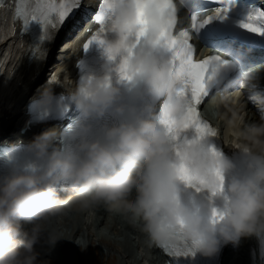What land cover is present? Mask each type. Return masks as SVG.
<instances>
[{"label":"clouds","instance_id":"clouds-1","mask_svg":"<svg viewBox=\"0 0 264 264\" xmlns=\"http://www.w3.org/2000/svg\"><path fill=\"white\" fill-rule=\"evenodd\" d=\"M197 2L109 0L113 14L106 22L102 56L105 63L118 61L114 71L119 77L122 58H127L128 82H139L141 87L132 92L131 102H121V89L102 69L66 92L79 114L78 123L34 136L26 145L30 161L23 166L9 157L0 174V264H39L33 246L42 238L49 247L59 240L45 235L39 222L74 206L82 211L106 206L138 226L149 246L187 241L202 257H212L222 245L237 244L242 238L264 239V114L249 122L233 112L227 121L231 146L245 157L240 165L219 151H208L202 142L172 140L159 123L163 108L180 135L185 131L187 111L183 99L175 95L180 79L171 69L172 52L157 41L165 26L169 37L178 36L172 17L196 9ZM139 12L146 15L149 27L133 49ZM129 49L134 51L131 56ZM214 55L227 61L223 69L236 73L216 86L217 93L247 88L264 71L260 64L241 68L239 59L222 51ZM37 104L48 111L53 96L46 93ZM56 107L63 110L59 103ZM109 109L123 118L99 123L93 130L90 122L102 121ZM180 163L205 181L198 186L208 194L219 187L215 173L222 175L223 193L213 196L221 200L219 210L224 213L218 222H211L217 209L210 206L211 199L191 204L181 200ZM57 189L67 195L61 198ZM205 207L208 219L198 212ZM20 221L32 225L29 232L22 231Z\"/></svg>","mask_w":264,"mask_h":264},{"label":"bare ground","instance_id":"bare-ground-1","mask_svg":"<svg viewBox=\"0 0 264 264\" xmlns=\"http://www.w3.org/2000/svg\"><path fill=\"white\" fill-rule=\"evenodd\" d=\"M0 18L5 19L8 25L9 17L6 8L0 9ZM73 21L64 27L51 41L48 47L49 54L46 57L48 59L56 48H60L57 40L63 41L66 39V47L61 50V60L57 62L58 66L55 65L58 68L59 81L62 79L64 84H66V80L70 83L69 80L73 81L75 79L73 68L85 42V39L81 37L86 27H82L78 21ZM0 25L3 26L1 23ZM4 34L6 35V32ZM55 41L57 43L53 44ZM24 45L23 40L13 38L5 41L3 36L0 39V52L8 54L6 57L0 58V77L6 81V87L0 85L1 121H3L2 116L7 117L8 120L10 119L11 113L4 114L1 111L4 108H9L10 104L14 105L15 100L19 101H16L17 105H21L23 102V107L29 98L37 97L39 90H36L34 85L41 79L42 74L47 75L48 72L43 67L46 62L42 61L38 66L27 61L28 54H25L26 45ZM259 81H261L260 77ZM69 85L67 84V87ZM45 90L48 89L45 88ZM231 96L220 106L215 105L216 109L212 115L207 111V107L205 108L206 113L218 125L220 133L226 139L231 138L227 131V121L231 119L233 112L244 115L245 120L249 122L259 120L256 104L251 101L254 98L252 94L243 92L237 98ZM211 105V102L208 103V107ZM15 109L18 108L15 107ZM57 192L63 198L65 192L59 189H57ZM121 216L108 210L106 206H98L89 211H82L74 206L66 208L59 215L45 217L39 222L42 232L45 235L52 234L59 240L54 247H49L43 238L37 242L33 246L37 254V261L39 264H54L57 262H59L58 264H85V260L79 251L81 248L83 249V241L85 245H88L89 250L92 249V243L100 245L101 254L109 259H114L115 264H158L157 247L149 246L146 235L140 228ZM23 224L27 226L30 223L20 221L22 231L29 232L32 225L30 224L25 228ZM77 237V243H73L71 240ZM249 244L250 241L247 238L237 243V247L236 244H229L221 257L220 264H243L242 257ZM135 250L139 254H136ZM254 253L255 250L252 246L248 251L251 262L255 261Z\"/></svg>","mask_w":264,"mask_h":264},{"label":"snow or ice","instance_id":"snow-or-ice-1","mask_svg":"<svg viewBox=\"0 0 264 264\" xmlns=\"http://www.w3.org/2000/svg\"><path fill=\"white\" fill-rule=\"evenodd\" d=\"M137 2L142 3L144 0H137ZM201 3L202 0H198L196 9H190L192 12L191 27L194 33H198L204 25L212 20L226 19L228 13L236 7L234 0H213V3L217 6L212 14L202 22H198L196 12L197 9H200ZM79 12H82L85 18L90 19L97 26L96 30L91 32L89 38L83 43L82 48L87 50L93 43L103 45L107 33L106 22L113 14V10L109 7V0H96L95 5H88L87 0H19L16 6V17L22 18L23 29L32 22L39 23L43 33L42 40H53L58 32L73 21ZM172 22L173 25L177 23L175 16L172 17ZM135 24L133 49L148 33L149 21L143 12L138 13ZM239 27L249 33L264 36V7H249L245 11ZM167 33V26L162 27L157 42L162 43L172 52L171 69L180 79V86L176 89L175 95L177 98H182L186 106L187 117L183 128L184 130L191 129L194 132L191 140L187 138L184 140L186 142H192L193 140L202 142L208 151L216 154L217 150L211 141L217 139L218 130L201 117L200 109L207 102L217 85L224 80H230L220 76L221 70L227 65V61L214 54L197 60L195 59V48L187 30H182L178 36L173 37H169ZM133 49H129V56L134 54ZM40 51L43 52L42 49ZM127 68L128 59L122 58L121 80H131ZM158 119L159 123L165 128L166 134L172 140H177L180 136V130L175 127V122L165 114L163 108ZM177 155H179L178 152ZM177 167L180 182L184 186L194 189L196 193H200L202 188L198 185H203L205 181L194 176L184 163H180ZM215 175L219 187L209 193L210 197L223 193V177L218 172ZM223 215L222 211L213 209L211 222H218L223 218ZM158 247L168 257L173 258V264H192L193 258L197 254L194 247L187 241H182L178 246L164 244Z\"/></svg>","mask_w":264,"mask_h":264},{"label":"rangeland","instance_id":"rangeland-1","mask_svg":"<svg viewBox=\"0 0 264 264\" xmlns=\"http://www.w3.org/2000/svg\"><path fill=\"white\" fill-rule=\"evenodd\" d=\"M66 43H67L66 39L63 40V41H60V43H59L60 44V48L56 49L50 55L51 61L56 62V64H57L58 61H60L58 59H60V56L62 55L61 54V52H62L61 50H62V48H64ZM1 53H3V52H0V56L4 58L6 53H5L4 56ZM0 80H2V79L0 78ZM37 85L38 84L36 82V84L34 86L36 88V90L40 89ZM255 104H256V106H258L257 103H255ZM45 127H47V126H45ZM24 223H27V222H24ZM23 225H25V224H23ZM28 225H30V224H27V226L25 225V228L28 227ZM77 240H78V237L77 238H73L71 241H73V243H75V242L77 243ZM82 244H83V249L81 248L79 251H80L81 256L85 260V264H115L114 259H109L107 256H104V254H101L100 245H98L96 243H92V246H91L92 249L89 250L88 245H85V243L83 241H82ZM136 254H138V253L136 252ZM58 263L59 262L54 263V264H58Z\"/></svg>","mask_w":264,"mask_h":264}]
</instances>
